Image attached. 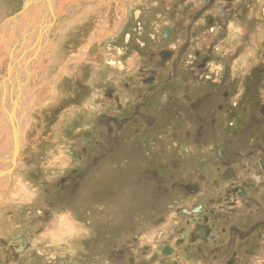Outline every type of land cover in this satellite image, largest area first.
I'll list each match as a JSON object with an SVG mask.
<instances>
[{
	"label": "flooded vegetation",
	"instance_id": "af4514ba",
	"mask_svg": "<svg viewBox=\"0 0 264 264\" xmlns=\"http://www.w3.org/2000/svg\"><path fill=\"white\" fill-rule=\"evenodd\" d=\"M145 11L149 27L136 18L82 51L105 47L67 83L81 92L68 132H82L1 241L22 264H264V0ZM87 206L122 211L72 212Z\"/></svg>",
	"mask_w": 264,
	"mask_h": 264
},
{
	"label": "rangeland",
	"instance_id": "374dc122",
	"mask_svg": "<svg viewBox=\"0 0 264 264\" xmlns=\"http://www.w3.org/2000/svg\"><path fill=\"white\" fill-rule=\"evenodd\" d=\"M27 1L0 0V33L2 32L0 34V172L5 173L9 171L5 177L4 175L2 177L0 174V199H3L0 201V221L4 217L7 218L6 223L8 228H5L4 234H2L6 238L12 234H19L24 218L19 216L18 220H16L18 224L12 230L9 219L11 216H16L17 212H20L23 208V205H31L32 198L36 194L35 189L37 190L33 184L39 183L38 181L41 179L44 169L45 172L47 171L45 175L52 180L48 176L50 171L60 166V163L67 159L68 149L62 147L65 143L63 139L75 136L73 133L80 134L82 132L83 126L79 124L72 125L70 127L71 132H68V124L73 119L72 115L75 113V108L77 109V113L80 111L79 106L74 105L72 100L76 99L81 92L80 87L74 86L73 89L67 83L72 84L74 82L72 79L75 77L74 73H77L76 68L77 70L79 67L83 68L86 63L96 65L99 61H102L100 56H103L105 52V47L103 50L97 47L94 50L95 52L92 51V53L94 52L92 56L90 54L82 55V51L85 50L84 47L90 46L93 39L96 43L110 39L122 26L133 27L136 23L135 19L139 17L141 18L142 25L149 27V19L151 18L150 13L145 11L150 4V0H132V2L131 0H129L130 2L128 0H55L53 6H56V10L51 26L54 25L49 29L46 36L49 41L46 38L43 39L45 40H42L43 45L41 44L42 41L39 43L42 47L34 48L33 58L31 60L26 59L27 63L25 62V65L21 66V64L19 66L22 62L18 58L20 55L15 53V44L17 40L19 42L22 39L20 36L18 38V34L16 35L15 33L17 39L12 38L9 42L7 32L10 30V26L7 27V25H11L12 21L15 20L13 17L26 6ZM38 7L34 6L32 11L35 12V8ZM140 8L143 12L142 15L139 14ZM8 20L11 21L9 22ZM6 30L8 31L6 32ZM76 35L78 37H75ZM112 45L113 43L110 41L106 47ZM44 46L45 50H43ZM13 47L15 50L12 49ZM100 50L102 53H100ZM37 51H44L45 54L39 57ZM81 59L84 61L82 62ZM18 67L20 70L23 69L22 73L25 72V74L27 73V77L29 76L28 84H24L28 93L20 90L24 82L15 90V92L20 90L23 94L20 96L23 103H20L21 106L17 101L12 103L7 102L5 97L7 91H10L8 86L13 73H15ZM36 67L39 69L36 70ZM87 75L89 77L91 74ZM87 82L84 80L85 85ZM10 106H12V109ZM9 107L11 110L23 108V111H21L22 115L25 112V117L28 120L27 124L31 123L30 127H27L28 129L25 132L23 141L18 142V139L5 140L7 126L10 123L5 125L2 109H5L4 111L6 112V110H9ZM8 129L10 131V128ZM19 146H21L20 149ZM5 151L9 154L13 152V154L8 156ZM13 173L15 174L13 175ZM14 184L16 188L11 187ZM45 184H53V182L46 181ZM18 189H20L21 194L18 193ZM16 196L21 197L16 198ZM11 200H14V203L10 202L6 204ZM115 209L122 211V208H93L87 206L81 213L77 212L74 208H72V212L78 216H87L88 211H90L91 215L101 217L103 214L112 215V210ZM10 211H12V215L8 214ZM56 211L59 217L55 221L63 218L61 217L62 214L63 216H67V218L71 214V208H58ZM83 211L85 213H82ZM103 223L101 219L98 220L96 224L97 231H102V228L107 227V225L109 226V223L105 221ZM57 224L62 225L61 221H58ZM29 225L35 227L34 224ZM49 229L52 230L51 227ZM2 236L0 235V239L3 238ZM2 243L0 240V264H22V258L11 256V250H5Z\"/></svg>",
	"mask_w": 264,
	"mask_h": 264
},
{
	"label": "bare ground",
	"instance_id": "6f19581e",
	"mask_svg": "<svg viewBox=\"0 0 264 264\" xmlns=\"http://www.w3.org/2000/svg\"><path fill=\"white\" fill-rule=\"evenodd\" d=\"M37 1H39V0H28L27 4L25 3L26 5H29L28 6L29 7L28 10L25 13L21 14V16L17 17L14 21H12L11 25H9V24L7 25V27L10 26V28H9L10 30L9 31L6 30V32L8 31L7 32V37H8L7 39H9V42H10V40L12 38H16L17 34H18V38L20 36L21 39H22V41L18 42V40H17L16 44L14 43L15 46H16L15 47L16 48V52L15 53L20 55L19 57L18 56L17 57L19 58V61L22 62V63L19 64V66L21 64H22L21 66L25 65L27 63L26 59L27 60H29V59L31 60L33 58V56H34L33 52H34V48L35 47H40L41 44L43 45V41H45L43 39L46 38V36L44 35L45 28L48 30V27L51 25L52 20H53V16L51 14V9L52 8H53V14H55L56 6H53V3L55 4V0H45L46 1L45 3L41 1L39 7L35 8V12H33L32 9L34 8L35 5L38 4V3H36ZM48 3H50V5ZM42 17H44V20H43ZM8 21L10 22L11 20H8ZM11 31H12V33H11ZM15 33H16V35H15ZM15 40H14V42H15ZM41 41H42V43H41ZM18 43H20V44H18ZM39 43H41V44H39ZM44 43H46V42H44ZM12 49H14V47ZM43 50H45V46L43 47ZM37 54H39V57H40L42 54L44 55L45 52L44 51H41V52L37 51ZM37 69H39V68L36 67V70ZM22 70H20L19 67L16 68V71H15V73H13V76L11 78L12 82L10 81V83H9L8 89L10 91H7V94H5L6 100H7V102L9 101V103L17 101L19 104L20 103L23 104L21 99H20V96L23 95L21 93V91H23L24 93H28L27 90H26L27 88L24 87V84H28L29 76L27 77V75H26L27 73L25 74V72L22 73ZM62 74H64V73H62ZM59 77H60V75H59ZM22 83H23V85L21 86ZM55 83L56 82H54V84ZM56 85H57V83H56ZM17 87H20L21 91L18 90V92H15V90H17ZM25 95H27V94H25ZM7 102H6V104H7ZM21 104H20V106H21ZM13 106H14V104H13ZM17 106H19V105H17ZM10 107L12 109V106H10ZM10 107H9V110H6V112L4 111L5 109H2L3 110L2 115H3V120L5 122V125L7 123H10V125L7 126L5 140L18 139V142H20V141H23V139L25 137V132L28 129L27 127H30L31 123L27 124L28 120H27V117H25V115H26L25 112H24V115H22L23 113L21 111H23L22 110L23 108L19 109L20 110V112H19L18 108H15L14 110H11ZM21 118H22V120H21ZM24 119H25V122H24ZM8 128H10V131H9ZM20 148H21V146H19V149ZM5 153L8 156H11L13 154V152L9 154L7 151H5ZM17 153H18V151H17ZM8 173H9V171H7L5 173H1L0 172L2 177H3V175H4V177L7 176Z\"/></svg>",
	"mask_w": 264,
	"mask_h": 264
},
{
	"label": "crops",
	"instance_id": "0c3cea01",
	"mask_svg": "<svg viewBox=\"0 0 264 264\" xmlns=\"http://www.w3.org/2000/svg\"><path fill=\"white\" fill-rule=\"evenodd\" d=\"M14 174H15V173H13V175H14ZM13 175H12V176H13ZM12 184H13V183H12ZM20 185H21V184H20ZM9 186H10V185H9ZM11 187L16 188V185H15V184H14V185H11ZM9 190H10V189H9ZM17 191H18L19 194H21V193H20V189H18ZM17 197H21V196H16V198H17ZM2 200H3V199H0V201H2ZM10 202H11V203H14V200L8 201L6 204H8V203H10ZM3 203H4V202H3ZM4 204H5V203H4ZM6 204H5V206H7ZM25 204H26V202H25ZM29 204H30V202H29ZM29 206H30V205H23L22 207H29ZM21 210H22V209H21ZM21 210H20V211H21ZM8 214H9V215H10V214L12 215V211H10ZM16 216H17V215H16ZM16 216H11V218L9 219L10 224H11V225H10L11 230H12L13 228H15V225H16V220H15V218H16ZM6 220H7V218L4 217V219H2V220L0 221V235H1V236H2V234H4V232H3V231H5L4 229H5V228H8V225H7V223H6ZM17 222H18V221H17ZM51 229H52V230L49 229V232L46 234V236H48V235L50 236V235L54 234V231H53V228H52V227H51ZM46 232H47V231H46ZM2 237H3V236H2ZM5 238H6V237L4 236V237H3L2 239H0V240L2 241V240H4Z\"/></svg>",
	"mask_w": 264,
	"mask_h": 264
},
{
	"label": "water",
	"instance_id": "95a60500",
	"mask_svg": "<svg viewBox=\"0 0 264 264\" xmlns=\"http://www.w3.org/2000/svg\"><path fill=\"white\" fill-rule=\"evenodd\" d=\"M41 1L42 2H46L45 0H39V1H37L36 3H38L37 5H35V6H39L40 5V3H41ZM49 5H50V3H48ZM31 5V4H30ZM28 6L29 5H26L15 17H13V19H16L17 17H19V16H21V14H23V13H25L26 11H27V9H28ZM51 14H52V16H54V14H53V8L51 9ZM43 18V20H44V17H42ZM54 25V24H53ZM53 25L51 26H49L48 27V30L45 28V33H44V35L45 36H47L48 35V31H49V29L51 28V27H53ZM43 38V37H42ZM47 40H48V38H46ZM49 41V40H48ZM88 47L89 46H87V47H84V51H86L87 49H88ZM7 180H8V178H7ZM15 238H20V235H15Z\"/></svg>",
	"mask_w": 264,
	"mask_h": 264
}]
</instances>
